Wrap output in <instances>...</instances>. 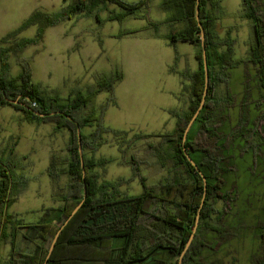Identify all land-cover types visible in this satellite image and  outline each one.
Listing matches in <instances>:
<instances>
[{
  "label": "trees",
  "instance_id": "trees-1",
  "mask_svg": "<svg viewBox=\"0 0 264 264\" xmlns=\"http://www.w3.org/2000/svg\"><path fill=\"white\" fill-rule=\"evenodd\" d=\"M151 1L127 3L123 0H61L62 7L59 11H35L18 29L0 39V107H10L21 112L27 122H51L56 132H68L66 168L58 170L55 158L50 157L47 175L51 181H56L61 175L69 178L67 191L59 199L62 205L56 210H47L37 223L22 225L21 221L6 213V209L24 190L25 181L14 178L13 171L17 168L14 159L8 158L5 162L0 160V243L10 246L8 258L0 264H170L171 260L178 264L198 211L196 233L182 264H203L199 261L201 251L213 250L216 245H207L204 236L209 233L224 235L225 230L219 221L233 200L230 193L222 192L221 177L227 171L222 166L223 159L218 158L215 151L201 149L197 142L200 136L207 140H217L211 124L220 108L231 105L227 90V71L242 63L234 59L236 40L231 39L229 33L220 37L218 21L222 18V8L219 0H198V22L195 18L197 0H164L162 3L163 10L170 15L161 24L183 25L182 29H172L161 36L174 51L169 73L177 74L182 80L188 81L192 91L188 110L172 113L176 123L169 133L136 134L127 139L128 133L103 126L104 109L115 103L111 98L109 104L102 107L97 115L94 101L102 92L113 94L115 85L123 78L119 71L111 76L99 75L95 87L90 88L86 95L72 92L67 100L48 95L38 85L33 84L28 67L22 68L17 78L9 77L10 53L18 54L27 47L40 44L45 30L62 22L76 17L93 16L97 19L95 12L108 4L115 5L120 10L116 14L110 13L108 21L121 22L128 16L145 20L148 23L147 28L154 31L153 37L160 38L157 33L160 23H154L148 17L147 10ZM241 4L243 18L251 22L252 32L246 63L255 67L258 86L263 92L259 95V106L263 109L251 126H248L249 119L242 108L239 122L229 132L228 138H240L243 141V151L256 155V151H261L264 147V136L259 129V123L264 120V15L259 10L257 0H241ZM30 27H36L35 36L15 42L17 36ZM201 30L204 33L208 90L204 106L183 142L184 126L186 127L199 106L204 85ZM133 33L135 32L124 35ZM178 43L197 48L195 72L175 70L180 57L176 51ZM5 44L11 45L5 48ZM222 85L225 91L223 95H219V86ZM4 97L18 100L25 108L8 104ZM33 112L54 115L40 118ZM93 126L95 129L89 135H83V129ZM77 130L80 133L83 168L78 154ZM105 134H111L118 140L117 146L122 158L126 156V161L123 159V162L132 169L133 177H138L140 181V195L127 196L121 193L119 188L122 179L97 184L92 171L102 167L107 161L89 159L85 152L96 151L105 144ZM154 139L158 141L152 142ZM139 141H142L141 148L136 151L134 148ZM131 150L127 158V153ZM185 153L197 169L188 162ZM152 163L162 170H168L171 175L163 183L149 187L145 184V178L139 176L138 169L143 164L151 166ZM202 177L206 182L205 192ZM16 185L22 187L18 190ZM204 193V201L200 206ZM217 201L224 205L221 211L215 209ZM81 202L80 209L63 228L48 257L49 253L44 250L45 243L56 234L72 210ZM53 224L57 226L55 231L51 230ZM20 232L24 240L40 241L32 253H22L17 249L16 240Z\"/></svg>",
  "mask_w": 264,
  "mask_h": 264
},
{
  "label": "rangeland",
  "instance_id": "rangeland-1",
  "mask_svg": "<svg viewBox=\"0 0 264 264\" xmlns=\"http://www.w3.org/2000/svg\"><path fill=\"white\" fill-rule=\"evenodd\" d=\"M123 1L135 3L138 0ZM163 1L152 0L147 10L149 19L160 23L157 32L160 38L153 37L154 31L147 28L145 20L128 16L121 22L108 21L110 13L120 11L115 5L108 4L95 12L97 19L93 16L76 17L62 22L46 29L40 44L27 47L18 54L10 53L9 77L17 78L22 68L28 67L33 84L48 95L67 100L72 92L86 95L90 88L95 87L99 75L111 76L119 71L123 78L115 85L113 94L102 92L94 101L97 115L111 98L115 103L104 109L103 126L128 133L127 139L136 134L169 133L176 123L172 113L188 110L192 91L188 81L169 73L174 51L161 36L172 29H182L183 25L161 24L170 15L163 10ZM219 1L222 8V18L218 21L220 36L225 37L228 32L230 38L236 40L234 59L242 63L227 71L231 105H224L215 114L211 125L217 140L200 136L197 142L201 149L213 150L218 158L223 159L222 166L227 173L221 177L222 192L230 193L233 200L219 221L225 230L224 235L209 233L204 236L207 245H216L213 250L203 249L199 261L203 264H264V147L253 155L243 151L240 138H228L229 132L239 122L242 108L248 116V126H251L261 109L259 95L263 92L258 86L255 67L246 63V44L252 41V32L251 22L243 18L241 0ZM257 2L264 15V0ZM61 7V0H0V39L18 29L33 12L55 13ZM130 32L135 33L124 35ZM35 34L36 27H30L21 32L15 42L31 39ZM196 50L189 44L176 45L180 55L175 66L177 72L193 73L197 65L193 56ZM218 91L223 95L224 86H219ZM18 112L10 107L0 108V160L14 159L17 168L13 176L25 181L24 190L6 213L21 221L22 225H31L37 223L47 210H56L62 205L59 199L67 191L69 178L61 175L56 181H51L47 167L49 158L54 157L58 170L66 168L68 133L53 132L51 122H40L38 126L27 124L21 121L23 114ZM94 129V126L83 129V135H89ZM259 129L264 136V120L259 123ZM103 138L105 144L96 151L85 152L89 159L107 161L92 171L97 184L122 179L121 193L140 195V181L133 177L132 169L123 162L126 156L122 158L118 140L111 134H105ZM151 141L157 142L158 139ZM141 143H137L136 151L141 148ZM131 152L127 153V158ZM138 171L149 187L163 183L171 175L155 163L151 166L143 164ZM16 186L18 190L22 187ZM223 208L222 202L217 201L215 209L221 211ZM56 229L53 224L51 230ZM54 236L44 245L48 253ZM39 243V240H24L20 232L16 247L22 253H32ZM9 251L8 244L0 243L1 263L6 261ZM170 264H175V261L171 260Z\"/></svg>",
  "mask_w": 264,
  "mask_h": 264
},
{
  "label": "water",
  "instance_id": "water-1",
  "mask_svg": "<svg viewBox=\"0 0 264 264\" xmlns=\"http://www.w3.org/2000/svg\"><path fill=\"white\" fill-rule=\"evenodd\" d=\"M198 0L196 1V8H195V18H196V21L198 22L199 21V18H198ZM198 26H200V24L198 23ZM200 47H201V60H202V64H203V72H204V85H203V91H202V96H201V100H200V103H199V106L198 108L196 109V111L194 112L193 116L191 117V119L189 120L185 130H184V133H183V142L186 140V136L188 134V132L190 131L193 123L195 122L196 118L198 117L200 111L202 110L203 106H204V102H205V99H206V96H207V90H208V72H207V63H206V53H205V46H204V33L203 31L201 30L200 32ZM5 101L10 104V105H18L20 107H23L25 108V105L21 102H19L18 100H9L7 98H5ZM35 116L37 117H40V118H44L46 116H52L54 114H49V115H46V114H40V113H36V112H33ZM77 138H78V154H79V158H80V165H81V168H83V155H82V150H81V145H80V133H79V130H77ZM185 156L188 160V162L195 168L197 169L196 165L188 158L187 154L185 153ZM83 180H84V171H83ZM202 180H203V185H204V192H205V189H206V182H205V179L202 177ZM86 197L85 195V191H84V198ZM205 197V193L203 194V198ZM202 203H203V199L201 201V205L202 206ZM82 205V202L79 203L73 210L72 212L70 213L69 217L67 218V220L63 223V225L60 227V229L56 232L55 236H54V239L52 241V244H51V247L49 249V254L51 253L55 243H56V240L59 236V234L61 233V231L63 230V228L67 225V223L72 219V217L77 213V211L80 209ZM198 219H199V211L195 217V223H194V226H193V229L191 231V234H190V237L179 257V261H178V264H181V261H182V258L184 256V254L186 253V251L188 250L189 246L191 245L192 241H193V238L195 236V233H196V229H197V225H198ZM49 256V255H48Z\"/></svg>",
  "mask_w": 264,
  "mask_h": 264
},
{
  "label": "crops",
  "instance_id": "crops-1",
  "mask_svg": "<svg viewBox=\"0 0 264 264\" xmlns=\"http://www.w3.org/2000/svg\"><path fill=\"white\" fill-rule=\"evenodd\" d=\"M249 21V20H248ZM250 27H251V25H250ZM227 34H228V32H227ZM229 36H231V34H229ZM220 37H222V36H220ZM2 39V38H1ZM231 39H233V37H231ZM235 46H236V43H235ZM235 46H234V51H235ZM193 47V46H192ZM248 48H249V44H246V55H248ZM193 56H194V60H195V54H193ZM196 69H197V65H196ZM196 69L195 70H193L192 72H195L196 71ZM229 71V70H228ZM62 100H64V99H62ZM227 106V105H226ZM230 106V105H229ZM228 106V107H229ZM0 108H4V107H0ZM260 111L263 109L262 108V106H260ZM14 110V109H13ZM15 111V110H14ZM259 111V112H260ZM17 112V111H16ZM242 112V111H241ZM19 113V112H18ZM240 115H241V113H240ZM22 116V119H21V121H24L25 123H27V124H37V126H38V123H36V122H27V121H25L24 119H23V115H21ZM240 118V117H239ZM52 125H54V124H52ZM54 127L55 126H53V132H56L55 130H54ZM61 131H65V130H61ZM66 133H68L67 131H66ZM49 161H50V158H49ZM48 166H49V162H48ZM48 168V167H47ZM65 169V168H64Z\"/></svg>",
  "mask_w": 264,
  "mask_h": 264
}]
</instances>
